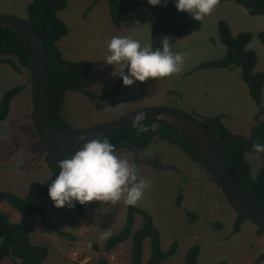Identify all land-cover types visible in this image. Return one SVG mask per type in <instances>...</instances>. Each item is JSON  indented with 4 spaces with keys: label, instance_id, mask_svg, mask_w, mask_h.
<instances>
[{
    "label": "rangeland",
    "instance_id": "obj_1",
    "mask_svg": "<svg viewBox=\"0 0 264 264\" xmlns=\"http://www.w3.org/2000/svg\"><path fill=\"white\" fill-rule=\"evenodd\" d=\"M32 1L0 0V16L29 20L28 7ZM167 3L168 0H162L161 5ZM59 16L69 27V33L59 41L64 57L91 64L90 75L82 87L66 93L62 112L69 123L65 131L107 124L139 108L168 107L199 120L203 117L201 113L215 116L225 112L224 122L234 133L252 135L259 108L243 80L241 68L197 67L227 55V47L219 35V21L223 19L234 36L243 31L252 33L247 48L258 56L256 70L264 72V44L260 39V33L264 32L263 15H252L235 1L218 2L214 11L201 20L200 30L187 36L167 37L173 52L184 56L180 73L137 81L131 86L123 84L115 95L106 98L101 97L103 93L119 83V76L113 75L115 67L104 61L108 41L113 36H122L152 47L155 14L146 7H137L125 13L121 26L116 27L108 0H69ZM189 17L193 18L191 14ZM116 70L119 71V66ZM31 76L28 67L17 68L0 62V107L8 90L24 87L12 100L7 118L0 119V191L21 197L28 195L33 182L49 187L57 177L48 166V148L35 128ZM117 154L135 164L148 183L143 198L135 206L152 215L162 248L168 250L173 243L178 246L177 252L160 264H185L187 252L196 244L200 246V264H218L224 260L228 264H264V235L249 219L242 221L239 232H233L238 213L200 161L160 138L139 152L140 159L148 160L147 163H136L130 149H119ZM246 155L256 178L264 167V152ZM34 200L65 235L44 228L41 213H23L8 203H0V209L14 222L31 224V242L49 249L43 264H98L102 257L109 264H128L131 260L132 238L112 252L106 248L110 236L126 224L130 206L123 199L115 205L88 202L85 215L78 214L75 207H55L51 198L38 195ZM144 222L143 215L136 213L133 232L141 229ZM101 235L107 238L101 240ZM151 256V240L147 238L143 262H148ZM0 264H18V261L5 258Z\"/></svg>",
    "mask_w": 264,
    "mask_h": 264
},
{
    "label": "trees",
    "instance_id": "obj_2",
    "mask_svg": "<svg viewBox=\"0 0 264 264\" xmlns=\"http://www.w3.org/2000/svg\"><path fill=\"white\" fill-rule=\"evenodd\" d=\"M68 1L33 0L28 7L29 20L43 38L49 58L44 120L49 126L64 131L68 129L69 123L62 112L66 93L70 90L80 89L91 71L90 62L66 59L59 46V41L69 33L67 23L59 16V12L67 6ZM108 1L110 3L111 19L116 27L121 26L122 16L125 13L137 7H146L155 14L156 20L151 32L154 50L157 48L162 49V41L167 37L187 36L202 27L201 20L196 21L189 17V13L177 10L174 0H168L166 5L160 4L157 6L150 5L147 0ZM224 1H235L244 6L250 14L264 16V0H218V2ZM219 35L227 47V55L220 59L204 62L197 69L212 67L241 68L243 80L248 85L250 95L259 108L256 114L257 123L252 135L247 136L232 132L225 124L223 115L203 118L202 121L216 138L222 158L233 177L236 188L255 209L264 212V167L254 178L246 155L248 152L256 153L253 148L254 143L264 144V119H261V116L264 115L262 107L264 72L256 70L258 56L254 50L247 48L252 39L251 32L243 31L234 36L229 23L222 19L219 21ZM260 39L264 44V32L260 33ZM170 47L174 51L171 43ZM0 62L10 63L17 68H30L29 53L24 42L16 32L3 26H0ZM121 85H123V81L119 77V83L111 91L103 93L101 97L106 98L115 95ZM23 88V85H19L5 93L0 107L1 120L7 118L12 100L22 92ZM142 124L148 126V131H138L137 127L131 124L116 130L106 139L115 146L116 152L122 148L130 150L138 148L139 152H142L155 138H160L179 146L186 154L201 162L191 140L173 125L155 118L145 119ZM153 124L157 126L155 130L151 128ZM71 155H63L48 150L46 161L53 174L57 176L59 174L58 161L69 158ZM202 165L207 169L203 163ZM213 179L216 181L214 177ZM38 195L50 198L49 187L39 182H33L28 195L25 197L10 191H0V203H8L23 213H41L44 228L65 235L59 227L49 221L44 210L35 205L34 199ZM179 202L181 204L180 199ZM75 208L78 214H86L87 206L77 203ZM136 213L142 214L145 222L141 229L133 232ZM245 219V217L238 214L233 229L234 233L241 230L242 221ZM31 229L30 223L14 222L7 213L0 209V261L11 258L14 262L18 261V264H43L49 254V249L31 242ZM258 232L264 235V231L260 228H258ZM129 238H132L133 246L131 260L128 264H160L173 256L178 249L176 243H173L168 250L162 248L161 235L154 225L152 215L137 206H130L125 226L120 232L108 239L106 243L107 252H112L119 244ZM147 238L151 240L152 256L148 262L144 263V241ZM95 247L97 246L95 245ZM199 253L200 246L198 244L192 246L186 254L185 264H200L198 261ZM98 264H109V260L102 257L98 260ZM218 264L228 263L224 260Z\"/></svg>",
    "mask_w": 264,
    "mask_h": 264
},
{
    "label": "clouds",
    "instance_id": "obj_3",
    "mask_svg": "<svg viewBox=\"0 0 264 264\" xmlns=\"http://www.w3.org/2000/svg\"><path fill=\"white\" fill-rule=\"evenodd\" d=\"M147 2L157 6L162 0ZM217 3L218 0H174L177 10L191 14L196 21L210 15ZM107 53L104 61L115 67L113 75L121 77L125 86L178 74L184 67L183 54L173 52L168 39L162 41V49L153 50L151 45L142 46L138 40L113 36L107 43ZM144 119L143 112L135 116L134 126L138 131H148V126L142 124ZM156 127L155 124L151 126L152 130ZM77 143L81 145L78 150L69 158L58 161L59 174L49 186V197L54 206L72 209L77 203L85 205L94 200L115 205L122 199L128 206L137 205L148 187L137 166L127 158H121L106 138L82 134ZM253 148L256 152H264V144L259 142L254 143ZM135 162L139 163L137 159ZM106 238V235L100 237L101 240Z\"/></svg>",
    "mask_w": 264,
    "mask_h": 264
},
{
    "label": "water",
    "instance_id": "obj_4",
    "mask_svg": "<svg viewBox=\"0 0 264 264\" xmlns=\"http://www.w3.org/2000/svg\"><path fill=\"white\" fill-rule=\"evenodd\" d=\"M0 26L16 32L29 53L34 94L35 128L49 150L63 155L73 154L81 146L77 143L80 135L87 134L90 138H108L116 130L126 125L134 124L135 116L143 112L145 113V119L155 118L163 120L184 133L191 140L198 158L216 179L232 207L238 214L249 219L264 231V212L255 209L236 188L233 177L222 158L220 146L202 120L179 109L147 107L128 112L113 122L82 131L55 129L44 120L49 58L43 38L28 19L0 16ZM133 151L139 163L148 161L140 159L138 148H134Z\"/></svg>",
    "mask_w": 264,
    "mask_h": 264
},
{
    "label": "crops",
    "instance_id": "obj_5",
    "mask_svg": "<svg viewBox=\"0 0 264 264\" xmlns=\"http://www.w3.org/2000/svg\"><path fill=\"white\" fill-rule=\"evenodd\" d=\"M230 69V68H229ZM245 82V81H244ZM246 83V82H245ZM202 114V119L203 118H207V117H214V115L213 116H208V115H206V114H203V113H201ZM219 115H223V118H224V116H227V114L225 113V112H223V113H220ZM215 116H217V115H215ZM224 120V119H223ZM233 132V131H232ZM241 134V133H240ZM49 166V165H48ZM50 168V167H49Z\"/></svg>",
    "mask_w": 264,
    "mask_h": 264
},
{
    "label": "flooded vegetation",
    "instance_id": "obj_6",
    "mask_svg": "<svg viewBox=\"0 0 264 264\" xmlns=\"http://www.w3.org/2000/svg\"><path fill=\"white\" fill-rule=\"evenodd\" d=\"M148 161H146L145 163H147ZM152 162V161H151Z\"/></svg>",
    "mask_w": 264,
    "mask_h": 264
}]
</instances>
